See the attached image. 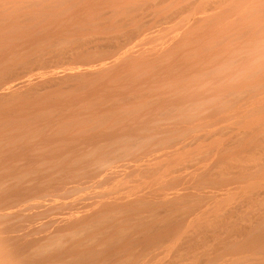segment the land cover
<instances>
[{"label":"bare ground","instance_id":"6f19581e","mask_svg":"<svg viewBox=\"0 0 264 264\" xmlns=\"http://www.w3.org/2000/svg\"><path fill=\"white\" fill-rule=\"evenodd\" d=\"M0 264H264V0H0Z\"/></svg>","mask_w":264,"mask_h":264},{"label":"rangeland","instance_id":"374dc122","mask_svg":"<svg viewBox=\"0 0 264 264\" xmlns=\"http://www.w3.org/2000/svg\"><path fill=\"white\" fill-rule=\"evenodd\" d=\"M57 45V47H59V46H61V47H59V48H57V47H55L54 45L52 46V47H50V48H52V49H50V48H45V52L42 50V52H43V54H42V52L40 51V54L39 53H37V55L39 54V55H42V56H40L41 58V60H42V58L44 59V60H42V64H40V65H38V66H36L35 67V69L36 70H40V72H47L48 70L50 71V70H52L54 67L55 68H57V67H66V65H67V67H69V66H71L72 64H74V61H71L72 59H70V58H72L71 56H70V54H68V53H66L65 55H61V56H57V55H55L54 54V52H59V50L60 49H62L63 48V46H66L65 44H63V45H59V44H56ZM53 47H55V48H53ZM32 49V48H31ZM27 51H23V53L25 54ZM31 52L33 53L34 51H32L31 50ZM30 52V53H31ZM47 52V53H46ZM20 53H22V52H20ZM24 54H21V55H24ZM57 54V53H56ZM33 55H35V54H33ZM50 56V57H49ZM52 56V57H51ZM55 56V57H54ZM68 56H69V58H68ZM35 57V56H34ZM58 57V58H57ZM52 60H51V59ZM56 58V59H55ZM51 60V61H50ZM60 63H59V62ZM67 61V62H66ZM55 62H57V64L55 63ZM63 62V63H62ZM71 64H70V63ZM62 64V65H61ZM69 64V65H68ZM76 64V63H75ZM51 65V66H50ZM42 66H43V68H42ZM48 66H49V68H48ZM53 66V67H52ZM45 67V68H44ZM51 68V69H50ZM42 70V71H41ZM45 70V71H44Z\"/></svg>","mask_w":264,"mask_h":264}]
</instances>
